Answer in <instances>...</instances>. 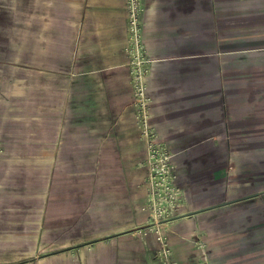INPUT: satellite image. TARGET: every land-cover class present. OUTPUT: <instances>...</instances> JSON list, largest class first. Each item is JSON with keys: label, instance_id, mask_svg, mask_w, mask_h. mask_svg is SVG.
Returning a JSON list of instances; mask_svg holds the SVG:
<instances>
[{"label": "crops", "instance_id": "0c3cea01", "mask_svg": "<svg viewBox=\"0 0 264 264\" xmlns=\"http://www.w3.org/2000/svg\"><path fill=\"white\" fill-rule=\"evenodd\" d=\"M143 5L153 122L176 166L178 196L163 223L170 245L179 264H252L248 251L264 247V0ZM0 7V264H12V140L58 142L82 128L85 140L119 148L139 134L125 0ZM27 123L50 124L51 134Z\"/></svg>", "mask_w": 264, "mask_h": 264}, {"label": "rangeland", "instance_id": "374dc122", "mask_svg": "<svg viewBox=\"0 0 264 264\" xmlns=\"http://www.w3.org/2000/svg\"><path fill=\"white\" fill-rule=\"evenodd\" d=\"M41 128L51 134L50 124H26L28 132ZM48 137L12 140V264H166L167 214L151 215L159 205L137 167L139 135L119 148L85 140L82 128L58 142ZM248 252L252 264L264 262V247ZM171 257L179 264L173 249Z\"/></svg>", "mask_w": 264, "mask_h": 264}, {"label": "built area", "instance_id": "2783aa9c", "mask_svg": "<svg viewBox=\"0 0 264 264\" xmlns=\"http://www.w3.org/2000/svg\"><path fill=\"white\" fill-rule=\"evenodd\" d=\"M128 16V38L124 52L128 60L132 87L134 123L144 143L145 155L139 167L146 170L148 195L155 206L167 203L160 215H170L178 196L174 153L153 122L152 96L149 92V77L156 59L150 52L145 37L146 20L143 0H125ZM166 215V216H167ZM165 216V217H166ZM172 249L167 236V263L176 264L171 257Z\"/></svg>", "mask_w": 264, "mask_h": 264}, {"label": "bare ground", "instance_id": "6f19581e", "mask_svg": "<svg viewBox=\"0 0 264 264\" xmlns=\"http://www.w3.org/2000/svg\"><path fill=\"white\" fill-rule=\"evenodd\" d=\"M167 206V203L166 204H163V205H159L157 206L154 210H153V213H152V217L157 219L161 213V209L165 208Z\"/></svg>", "mask_w": 264, "mask_h": 264}]
</instances>
